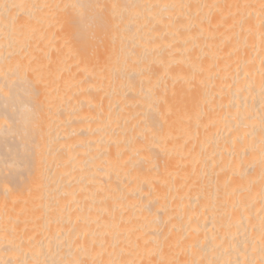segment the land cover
I'll return each mask as SVG.
<instances>
[{"label":"bare ground","instance_id":"obj_1","mask_svg":"<svg viewBox=\"0 0 264 264\" xmlns=\"http://www.w3.org/2000/svg\"><path fill=\"white\" fill-rule=\"evenodd\" d=\"M0 264H264V0H0Z\"/></svg>","mask_w":264,"mask_h":264}]
</instances>
